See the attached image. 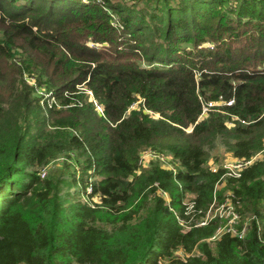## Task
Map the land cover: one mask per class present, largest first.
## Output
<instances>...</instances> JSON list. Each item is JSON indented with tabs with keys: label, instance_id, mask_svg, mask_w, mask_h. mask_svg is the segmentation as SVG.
<instances>
[{
	"label": "trees",
	"instance_id": "trees-1",
	"mask_svg": "<svg viewBox=\"0 0 264 264\" xmlns=\"http://www.w3.org/2000/svg\"><path fill=\"white\" fill-rule=\"evenodd\" d=\"M163 259L264 264V0H0V264Z\"/></svg>",
	"mask_w": 264,
	"mask_h": 264
},
{
	"label": "built area",
	"instance_id": "built-area-1",
	"mask_svg": "<svg viewBox=\"0 0 264 264\" xmlns=\"http://www.w3.org/2000/svg\"><path fill=\"white\" fill-rule=\"evenodd\" d=\"M42 92H44V91H42ZM45 94H47V93H45ZM233 101H234V99H230L228 101H225L222 97H220L219 99H208V100L204 99L202 101V110H201V113L199 115V119L206 116L207 113H209L212 109H216L217 107H219V105H221L223 103L231 104ZM96 104H97V107L100 110H102V105L99 104L98 102H96ZM233 117L239 118V116H237V115H234ZM241 121L242 122H248V121H246V119H241ZM228 123L232 124V121H228ZM186 129L188 131H191L193 129V124H190L188 127H186ZM258 154H260V152ZM257 155L250 158V159L235 158L234 160L229 161L228 163L225 164L226 174L235 175V176L240 175L241 170L245 166H247L249 163H251L257 157ZM152 158H160L164 166L172 168L174 171L176 170V167L173 165V162H171V159H173V156L170 153L157 152L156 150H154L152 148H148L147 150H145V152L142 153L141 162L143 165H149L150 160ZM45 174H46V169L43 168L42 169V175L44 176ZM90 189H91V187H90ZM162 193L169 200V198H170L169 193L167 191H162ZM216 198L217 197H215L214 202L211 204V206L207 210L206 216L201 221V223H206L208 221V219L215 216L216 214H220L221 216H224L223 212L216 209L218 206H221V205L226 206V207H230L232 215L227 220V222H225L224 225L219 226V228L217 229V232L211 238H215L225 231H229L232 234L238 235L239 237H243L246 234L247 223L244 224L241 228H239L237 226L238 223H236V220L239 217V221H240L241 216H240L239 211L236 210L231 199L229 197H227V199L224 202L219 203L218 199L216 200ZM217 202L219 203V205H217L215 207ZM192 206H193V204L191 203L189 205V207H192ZM215 209H216V211H214ZM186 212H188V211H186ZM177 252H176V254H177ZM177 255H179V254H177ZM181 256H185V253L182 254ZM160 262L162 264H171L168 260H165V259L160 260Z\"/></svg>",
	"mask_w": 264,
	"mask_h": 264
},
{
	"label": "rangeland",
	"instance_id": "rangeland-1",
	"mask_svg": "<svg viewBox=\"0 0 264 264\" xmlns=\"http://www.w3.org/2000/svg\"><path fill=\"white\" fill-rule=\"evenodd\" d=\"M90 92V91H88ZM91 93V92H90ZM141 101L142 99H138L136 101H134L133 105L131 107H134V106H140L141 104ZM153 148V147H152ZM147 150V149H146ZM157 150V149H156ZM209 151H210V159H209V164L211 165V167H214V168H217L218 166L222 165L225 167V164L228 163L229 161H232L234 160L236 157L233 155L232 151L229 150L227 148L226 145H224L223 143H221L219 140L216 142L215 146L214 147H210L209 148ZM145 152V151H143ZM161 152H164V153H168L166 151H161ZM171 154V153H170ZM263 155V152L258 154L257 157H261ZM175 158L171 159V162H173V165L178 168L180 166L179 164V161L175 160ZM64 163V159L62 157H59V158H56L55 160H53L52 164L50 165V167L52 169H55V164H63ZM143 166V165H141ZM49 167V168H50ZM46 169V173L48 172V169L47 167H45ZM54 171V170H53ZM55 173H60L61 171L60 170H55L54 171ZM222 187V184H218V188ZM193 195L192 194H189L188 198H187V202H190V199ZM219 205V203L217 202L215 207ZM216 209H218L219 211L223 212L224 213V219H226V222L227 220L231 217L232 215V212H231V209L230 207H226V206H218ZM216 209L214 211H216ZM239 221V217L238 219L236 220V223H238ZM177 254L179 255H182L184 254V251L183 250H179L177 252Z\"/></svg>",
	"mask_w": 264,
	"mask_h": 264
}]
</instances>
